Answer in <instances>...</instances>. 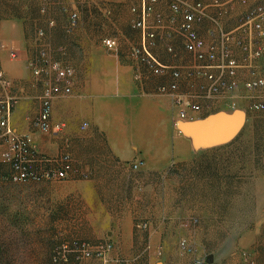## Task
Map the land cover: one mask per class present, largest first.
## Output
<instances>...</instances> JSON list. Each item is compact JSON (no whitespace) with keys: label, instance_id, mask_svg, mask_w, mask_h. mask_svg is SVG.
<instances>
[{"label":"crops","instance_id":"1","mask_svg":"<svg viewBox=\"0 0 264 264\" xmlns=\"http://www.w3.org/2000/svg\"><path fill=\"white\" fill-rule=\"evenodd\" d=\"M34 1L35 9L31 6V0H21L19 11L9 13L0 21V43L7 46V49L0 48V70L11 81V87L7 91L0 88V99L7 94L18 98L9 117V126L17 132L30 135L38 151L46 156H61L62 152L67 151L66 147H69L76 163V168L71 169L70 178L42 185L45 188V198L53 202L50 208L54 209L52 215L56 220L70 216L67 212L64 214L58 211L64 206V198H67L74 205L92 210L88 215L95 217L96 222L100 218L103 222H108L115 236L125 232V239H132V221L140 213L136 210L143 205L148 194H151L153 210L158 206V198H153L152 184L147 177L155 174L169 175L170 171L178 169H172L171 166L178 163L188 166L191 171L203 152H196L189 141L182 139V135L176 132L170 121L173 117L171 99L167 94L157 91L159 85L172 82L168 72L155 77L139 65H136L134 71L129 65L133 59L130 61L131 57L123 55H116L113 60L86 58V62L82 61L81 64L75 60L62 59L67 45L56 40V34L70 31L68 18L71 10H67L65 5L73 6L75 0ZM211 1L213 0H203L204 3ZM250 2L264 3V0ZM247 8L236 3L224 15L215 8H209V14L220 18L223 29L227 31L236 25L238 16ZM154 11L152 22L157 27V43L152 47L153 54L165 64L185 69L193 63V59L184 49L182 38L176 31L182 15L170 10L169 0H160ZM104 12L110 15V21L120 20L119 13L112 14L107 8ZM135 17L136 15L133 18ZM172 18L173 23L170 22ZM130 23L131 19L118 32V38L132 35L135 40L133 48L140 43V33L132 29ZM169 29H172L171 36L168 35ZM211 29L213 23L208 19L196 25L198 34L207 44L213 41ZM37 31L43 35L39 36ZM168 44L174 47L175 56L167 53ZM10 49L18 51L16 60H8ZM42 54L74 70L71 94L57 97L52 104L51 123L62 124L63 130L57 135H43L44 137L38 136L40 133L31 123L40 105L42 85L28 65L32 61L40 64ZM234 55L241 58L238 50H234ZM95 62L100 66L97 71L96 68L89 67ZM111 64L115 67L112 68ZM79 65H86V69L81 70ZM239 79H247V74L239 73ZM188 84L187 79H182L181 88H187ZM239 103L243 106V102ZM220 108L222 107H214L209 112L203 111L196 117L225 111ZM245 111L251 117L230 139V146L237 145L244 137L248 145H251L252 155L257 157L259 148L256 147L255 130L258 127L264 128V122H257L254 118L257 114L264 117V112ZM83 124H86L84 128ZM80 148L83 154L79 155L77 152ZM262 151L261 157L264 160V148ZM136 160H142L144 166L133 171L130 163ZM83 172L86 173V179L81 178ZM240 175L237 171L232 172L234 178L238 179ZM247 175H252L255 185H264V175L263 179L255 173ZM88 224L91 225V222ZM156 224L157 232L153 230L155 234H151V237L158 248L161 225ZM137 233L135 231L134 239L139 241L142 235L137 236ZM131 247L127 245L125 253L136 251L137 248L132 250Z\"/></svg>","mask_w":264,"mask_h":264},{"label":"rangeland","instance_id":"2","mask_svg":"<svg viewBox=\"0 0 264 264\" xmlns=\"http://www.w3.org/2000/svg\"><path fill=\"white\" fill-rule=\"evenodd\" d=\"M20 3L21 0H0V21L9 13L19 11ZM30 3L35 9L36 2L31 0ZM136 3L137 0H75L73 6L65 5L67 10H71L69 15L72 12L78 14V21L75 27H70V31L56 34V40L67 45L62 59L81 64L86 62V58L113 60L116 55L131 57L134 37L129 34L130 37L119 39L118 32L130 19H134L136 14L132 9ZM105 8L112 14L119 13L120 20L110 21ZM37 34L43 35L39 31ZM108 37L117 42L114 50H108L103 45V39ZM3 45L7 49L6 44ZM8 60L16 59L8 55ZM133 61L129 65L136 71L138 64ZM89 67L97 71L100 66L95 62ZM79 68L86 69V65H79ZM0 73L8 81V85L0 81V88L7 91L11 81L3 71L0 70ZM10 99L16 101V106L18 98L10 94L1 98L0 102ZM220 109L227 112L209 120H205L209 114L193 118L189 120L188 131L181 134V138L189 141L196 152H203L191 171L188 166L178 163L171 166L178 169L170 171L169 175L147 177L152 184L153 198H158V206L153 210L151 194H148L143 205L136 210L140 213L132 221V239L129 240L125 239V232L115 236L108 222H103L102 218L100 223L96 222L95 217L88 215L92 210L74 205L67 198H64V206L58 211L67 212L70 216L56 220L52 215L54 209L50 208L53 202L44 196L42 185L46 182L0 181V264H195L196 258L204 260L205 264H264V185H255L252 175H247L255 173L264 178V160L261 157L264 128L255 130L256 147L259 148L257 157L252 155L251 145L244 137L235 146H230L228 140L203 147L205 143L225 138L226 133L235 130L237 123H244L251 117L243 108L239 109L244 111L242 118L233 117L234 110ZM176 113L177 108L173 107V116ZM254 119L264 122V117L259 114ZM33 122L34 118L32 125ZM43 135L49 134H38ZM32 144L35 147L34 142ZM66 149L59 154L69 157V179L76 163L69 147ZM77 153L83 154L81 148ZM0 167V174L9 173L8 164L0 161ZM233 171L239 172L240 178H234ZM81 175L82 179H86L85 172ZM137 222H148L149 230H138ZM156 223L161 225L160 237L157 236L158 248L151 237L155 234ZM135 231L137 236L142 235L141 240L134 239ZM79 241L90 246L108 242L112 244V250L105 258L95 255L82 257L72 248V243ZM182 241L194 254L180 247ZM127 245L132 246V250L137 248L136 251L125 253Z\"/></svg>","mask_w":264,"mask_h":264},{"label":"built area","instance_id":"3","mask_svg":"<svg viewBox=\"0 0 264 264\" xmlns=\"http://www.w3.org/2000/svg\"><path fill=\"white\" fill-rule=\"evenodd\" d=\"M159 1L137 0L134 5L132 12L136 17L130 26L139 31L140 43L131 49L130 54L151 76L161 77L166 72L170 74L172 82L159 85L157 91L167 94L172 107L177 108V113L171 120L174 129L177 130L179 122L189 121L214 107L264 112V3L251 4V0H213L210 3H204L203 0H169L170 10L182 15V21L176 31L182 38L184 49L193 59V63L182 70L178 66L161 62L152 52V47L157 43V27L152 18ZM236 3L248 8L238 16L236 25L225 31L220 18L209 14V8H215L224 15ZM206 19L213 23V29L210 30L213 41L208 44L196 30V25ZM77 21L78 14L72 12L68 25L75 27ZM173 21L172 18L170 22ZM171 32L172 29H169V36L172 35ZM41 33L39 31L40 35ZM102 42L108 50L117 47L114 38H104ZM3 47L0 43V48ZM234 50L239 51L240 59L236 58ZM166 51L172 56L176 54L170 44L166 46ZM9 56L17 59L18 51L10 49ZM29 67L42 85L40 107L33 126L41 134L57 135L63 130V125H52V104L57 97L71 94L74 70L48 58L46 54H42L40 64L32 61L29 62ZM244 72L247 79L241 81L239 73ZM184 78L189 84L187 88L182 89L181 82ZM0 81L8 85L1 73ZM239 102H243V106H240ZM15 104L16 101L11 99L0 102V161L10 167L8 181L50 183L65 179L69 169L67 155L49 157L42 154L33 146L31 136L18 133L9 126L10 113ZM85 126L86 124H83V128ZM177 132L181 134L178 130ZM143 165L142 160H136L130 163V168L139 170ZM136 228L145 232L149 230L150 224L137 222ZM179 245L189 254L193 253L185 242L182 241ZM64 247L65 252L66 246ZM72 248L82 257L95 255L105 258L111 252L112 244L104 242L90 246L84 241H79L73 242ZM194 263L205 264V261L196 258Z\"/></svg>","mask_w":264,"mask_h":264},{"label":"water","instance_id":"4","mask_svg":"<svg viewBox=\"0 0 264 264\" xmlns=\"http://www.w3.org/2000/svg\"><path fill=\"white\" fill-rule=\"evenodd\" d=\"M243 113H244V111H242V110H239V109H236V110H234L233 111V113L231 114L233 117H240V118H242V116H243ZM223 114H225V111H218V112H215V113H211V114H209L208 115V117H206L205 118V120H209V119H212V118H216V117H218V116H221V115H223ZM227 114V113H226ZM190 124V122L189 121H182V122H179L178 124H177V130L181 133V134H185L187 131H188V125ZM243 123H237L236 124V128H235V130L233 131V132H229V133H226L225 135H227L225 138H223V139H221V140H218L217 141V139L214 141V142H209V143H205L204 144V146L203 147H205L206 145L207 146H211V145H215V144H217V143H219V142H221V141H228V140H230V139H232L233 138V136L237 133V131L239 130V128L241 127V125H242ZM207 261H209V258H208V260Z\"/></svg>","mask_w":264,"mask_h":264},{"label":"trees","instance_id":"5","mask_svg":"<svg viewBox=\"0 0 264 264\" xmlns=\"http://www.w3.org/2000/svg\"><path fill=\"white\" fill-rule=\"evenodd\" d=\"M0 169H1V167H0ZM0 181H2V182H6V181H8V179H7V174H0Z\"/></svg>","mask_w":264,"mask_h":264}]
</instances>
